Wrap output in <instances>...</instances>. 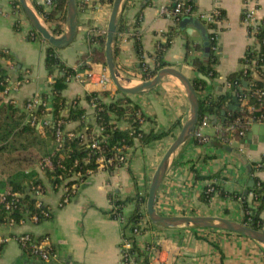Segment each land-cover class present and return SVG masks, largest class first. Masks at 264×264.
Wrapping results in <instances>:
<instances>
[{"label":"crops","instance_id":"1","mask_svg":"<svg viewBox=\"0 0 264 264\" xmlns=\"http://www.w3.org/2000/svg\"><path fill=\"white\" fill-rule=\"evenodd\" d=\"M11 1L0 0V49H6L16 57V68L9 71V75L10 84L18 85L11 88L7 97L22 107L24 101L46 92L52 78L44 67L48 44L39 36L29 39L31 27L25 20L18 31L14 29L16 21ZM173 2L175 0H135L133 4L125 3L120 18L125 31L117 36V44L114 45V62L119 71L138 73L140 62L153 71L158 65L157 54L161 52V60L167 67H174L194 77L195 73L184 63L185 41L190 38L194 44L203 45V39L190 25L186 30L174 27L171 17L161 12L162 7L170 8ZM193 2V16L190 17L201 23L206 34L207 29L199 16L215 8L221 13L215 25L219 32L215 54L217 63L214 65L217 75L214 81L211 80L212 86L206 88L207 94L216 95L225 89L229 74L241 72L244 65L242 60L251 42L241 21L243 0ZM36 3L42 7V0H36ZM88 3L84 10L77 8L74 41L58 50L61 61L67 67L78 70L87 66V69L77 72L79 75L87 70L99 73L105 67L90 61L91 49H101L97 43L88 42V37L99 36L98 33L106 30L111 8L104 0H88ZM258 3L257 16L264 19V0H258ZM40 18L43 20L42 16ZM173 28L179 32L168 41V33ZM194 54L197 55V52ZM19 75L24 77L23 83L17 82ZM130 81L132 85L140 82L136 79ZM99 91L96 87L85 85L81 78H74L67 82L63 96L67 106L79 99V105L87 110L90 117L92 111L83 99L87 93ZM107 91L113 93L115 89L109 86ZM131 98L146 120V125L142 126L145 131L153 129L156 132L167 131L168 134L148 146L129 150L123 167L113 172L98 168L62 208L57 207L61 190L54 192L51 189L44 172L36 169L37 161L31 167L45 182L47 192L42 200L51 208L52 215L36 225L27 223L15 233L47 235L53 245L57 264H120L121 223L108 216L111 208L109 194L115 193L122 199L136 192L146 194L159 161L179 133L189 109L184 89L171 76L162 78L151 91ZM238 109L239 103L229 104L225 115L229 116ZM214 119L215 122L209 120L208 126L202 128L205 132L201 130L202 136L208 139L207 143L201 144L191 138L173 156L157 193L155 210L160 215L211 216L242 223L243 211L238 200L220 194H214L208 203L201 200V193L211 180L195 179L193 171L201 178L219 173L223 179L217 181L218 185L227 194H245L251 177L264 182V169H254V165L260 164L264 156V125L255 131L252 126L243 137L230 136L221 141L217 135L227 125V118L220 114ZM74 127L75 124L67 125V129ZM119 127L124 130L127 124L121 122ZM240 142L243 143L238 144ZM226 147L232 148L231 152L226 151ZM3 179L0 173V180ZM131 210L132 206H128L125 214L128 215ZM260 218L264 229V212ZM6 232L0 228V235ZM138 242L140 246L145 243L154 246L149 254L150 264H163L164 261H167L166 264H264V247L248 238L221 231L163 230L151 226ZM0 264L40 263L23 255L17 244L10 242L0 254Z\"/></svg>","mask_w":264,"mask_h":264},{"label":"trees","instance_id":"2","mask_svg":"<svg viewBox=\"0 0 264 264\" xmlns=\"http://www.w3.org/2000/svg\"><path fill=\"white\" fill-rule=\"evenodd\" d=\"M37 13L42 16L44 22L48 25L53 35L58 36L63 33L66 16V0H54L52 10L45 12L43 8L36 3V0H30ZM142 1V0H139ZM148 2L150 0H147ZM112 3L113 0H108ZM173 2L170 8L173 7ZM186 4L190 5L191 10H194L193 0H186ZM19 5L18 0H12L11 6ZM14 29L19 30V25L14 23ZM124 23L121 19L117 28V35L124 33ZM178 29L173 28L168 33V41L171 36L177 34ZM30 32L38 35L31 28ZM209 47L207 57L202 55L203 45H196L193 40L186 38L184 63L188 65L194 73H199L214 81L216 72L214 65L217 59L211 50L212 43L209 41L210 35L206 34ZM29 37V36H28ZM34 37V38H35ZM259 39L264 37V25L258 29ZM104 35L88 37V42L91 44L97 43L100 46V51L92 48L89 59L92 63H101L104 61ZM30 39V38H29ZM117 41H115V45ZM138 47V46H137ZM264 51V45L261 47ZM197 52V55L194 54ZM162 53L157 54V67L150 71L142 62L139 64V72H142L144 79L152 78L157 70L165 67V63L161 60ZM252 57L250 51L245 52V58ZM245 63V59L242 60ZM16 68L17 61L15 55L6 49H0V157L3 159L5 170L0 173L4 176L0 180V191L9 188L12 192L21 195L20 210H13L12 213L1 212L0 223L3 217H14L16 220L26 218L29 214L40 215V209L35 207V198L33 197V189L40 185L43 192H47L44 180L31 167L36 161L42 158L49 157L53 164L52 170H45L44 177L49 186L54 192L59 190V187L70 186L71 184H82L91 174L98 169L97 160L103 157L105 160H111L106 169L113 172L117 168H121L126 163V159L120 162V156H126L129 150L137 147H145L150 143L163 139L168 132H156L153 129L145 131L135 119V113L138 106L132 100L131 96L120 94L118 91L113 93L110 91L91 92L86 94L84 101L89 108L91 102L96 103L94 114L87 116V110L79 105V99L73 100L70 105H66V99L63 96V91L67 87V82L77 72L87 69V66H82L78 70H73L67 67L60 59L58 50L47 45L44 55V67L49 76L52 78V83L48 84V90L41 93L38 98L41 104L36 105L34 111L28 112L25 105L28 100L24 101L22 107L17 106L7 95H4V89L9 85L11 76L9 75V66ZM16 71V70H15ZM18 72L20 70H17ZM63 73V76L60 74ZM250 80L257 87H264V82L255 81L252 77L242 78L241 72L231 73L226 77L227 86L224 90L219 91L216 95L206 93V84L196 78L193 79V87L197 92L199 99V122L206 118L209 121L210 116L218 117L221 112H227V107L234 100L239 103L241 97L248 98V103L255 108L261 110L264 107L260 106V99L251 96L243 87L244 80ZM24 77L18 76L17 82L23 83ZM91 109V108H90ZM226 116L225 123H230L237 117L245 116L243 109L235 110ZM36 117L38 120L49 119L51 124L42 125V131L37 129L36 125L30 124V119ZM59 127L63 132L60 143L56 142L55 132ZM121 122L127 124L126 129H121ZM75 124L72 129H67V125ZM99 129V133L95 134L93 130ZM93 140L98 141V149L88 148ZM126 158V157H125ZM255 170L264 169V156L258 165H254ZM73 173H79L78 180H72L64 183L67 178H70ZM195 179L211 180L202 193L201 200L208 203L214 194H220L222 197L229 196L238 200L243 211L242 223L247 226H252L255 229L263 230L260 215L264 212V182L255 177H251L252 184L247 188V193L243 194H227L223 188L218 185L217 181L222 180L219 173L201 178L198 173L193 171ZM253 197H252V196ZM249 197H251L249 199ZM111 208L108 211V216L111 219L123 218L121 222V239L133 240V247L129 250L132 260L136 264H149L146 253L140 251L137 245L134 232L143 235L150 225L141 226L145 219V202L146 194L136 192L131 197L121 198L115 193L109 194ZM132 206V210L128 215L125 214V209ZM46 219H40V222ZM195 230V229H192ZM120 246V245H119ZM53 248V245H52ZM140 256H144L143 260Z\"/></svg>","mask_w":264,"mask_h":264},{"label":"built area","instance_id":"3","mask_svg":"<svg viewBox=\"0 0 264 264\" xmlns=\"http://www.w3.org/2000/svg\"><path fill=\"white\" fill-rule=\"evenodd\" d=\"M104 1L108 2V0H104ZM76 2H77V8H79L80 10H84L85 8H87L89 4L88 0H76ZM134 2L135 0H126V3L128 4H133ZM111 5L112 3H109L110 8ZM53 7H54V0H42V8L45 12L52 10ZM11 9H12V14L14 15L16 21L15 23L20 25L23 20L27 21L23 15L20 5L11 6ZM161 12L168 14L171 17L174 27H178L182 18L193 16V11L191 10L190 5L186 4V0H175V3L172 8L162 7ZM258 12H259L258 0H243L241 21L247 31V35L249 39L251 40L246 51L247 52L250 51L252 53V57L246 59L244 56L243 59H245V63L241 68V73L243 78L253 77V74L257 73L259 78L262 79L264 82V51L261 50V47L264 45V37L261 39L257 37L258 29L264 25V19L258 18L257 16ZM220 18H221V13L217 8L212 9L210 12L199 16V19L203 21V25L207 29L208 35H210L209 41L212 43L211 50L214 53V55L217 54L218 43H219V32L215 28V25L220 20ZM98 34L105 35V30H103ZM34 37H35L34 33L30 32L29 38L33 39ZM7 65L9 66V71H12L13 67L10 66L9 63ZM118 72L121 77L127 78L129 80L136 79L140 81L139 83L149 80V79L146 80L144 79L143 77L144 74L142 72L122 73L119 70ZM74 78H81L85 83V85L96 87L101 91L107 90L109 86H112L114 88L112 82L110 81L106 67H104L99 73H94L91 70H87L82 75L76 73L68 81ZM245 81L248 82V85L245 90L248 93H250L251 96H255L258 99H260L261 102L260 106L264 107V87L262 88L257 87L256 84L250 80H245ZM17 85H18L17 83L11 85L9 82V85L4 89L3 94L8 95L11 88L16 87ZM227 85L228 84L225 80V86ZM39 104H41V100L38 97H34L27 101L25 105V109L28 112H32L34 111L35 106ZM96 105H97L96 103L91 102V107H90L92 111L91 115L94 114ZM239 108L245 111V116L237 117L233 119L223 129H221L217 135V138L219 140L221 141L226 140L230 136L231 137L235 136L240 138L243 137L253 125H264V109L259 110L255 108L253 105L249 104L246 95L240 98ZM135 119L138 121V124L141 127L146 125V120L141 115L139 110H137L135 113ZM36 121H37L36 117H32L30 119V124L36 125L37 129H39L40 132L42 131V125L51 124V121L49 119H44L43 121L40 119L38 120V122ZM57 125L58 128L55 132V138H56V142L59 145L63 132L59 128L61 126V123L59 122ZM206 126H208V121L206 118H203L200 122H198L192 137L201 144L207 143L208 140L207 138L203 137L201 134V129ZM93 132L95 134H98L99 129L95 128ZM87 147L90 149H98L99 148L98 141L93 140L91 144H88ZM125 157L127 156L124 157L120 156L118 160L120 162H123L124 159H126ZM97 163L99 164L98 168L106 169L107 165L111 163V160H105L101 156L98 158ZM36 167H37L36 169H38L39 171L44 172L45 170H52L53 164L49 157H45L37 161ZM79 177H80L79 173H73L70 178H67L64 181V183L66 184L69 181L78 180ZM80 185L81 183L71 184L70 186H64V185L60 186L59 189L61 190L62 194H61V198L57 202V207L62 208L63 206H65L70 201L72 196L76 193ZM44 195L45 193L43 192L40 185L36 186L33 189V197L35 198V207L37 209H40V213H39L40 215L29 214L28 217L26 216V218H20L18 220H16L14 217H7V216L2 218L3 222L0 223V228L6 230L7 232L4 235H0V254L3 252L5 247L10 242H15L23 255L33 260H36L40 264H57L56 255L52 248L51 241L47 235L37 236L31 233H19V234L15 233V231L18 228L22 227L27 223L36 225L39 223L40 219L47 220L51 217L52 215L51 208L48 205H46L42 200ZM20 199H21V195L12 192L9 188L0 191V213L3 211L9 214L12 213L13 210H17V209L20 210ZM117 220L120 221L121 223L123 221V218L118 217ZM147 224L150 225V227L152 226L147 220V217H145V219L141 223V226L143 227L146 226ZM134 235L136 237L137 245L140 248V251L147 254L149 261V254L154 249V246L151 243H145L142 246H140L138 242L140 238L139 233L135 231ZM132 247H133L132 239L129 240L121 239V243L119 246L120 264H136L133 262L132 257L129 254V250L132 249ZM143 258L144 256H140L141 260H143ZM166 262L167 261H164L163 264H166Z\"/></svg>","mask_w":264,"mask_h":264},{"label":"water","instance_id":"4","mask_svg":"<svg viewBox=\"0 0 264 264\" xmlns=\"http://www.w3.org/2000/svg\"><path fill=\"white\" fill-rule=\"evenodd\" d=\"M24 17L26 18L30 27L36 32V34L41 37V39L46 42L49 46L62 50L68 47L75 39L77 33V2L76 0H66V16L65 25L63 33L55 36L46 26L44 20H42L35 10L33 4L30 0H18ZM126 0H113L110 10V15L107 21V27L104 35V61L105 67L108 72L110 81L112 82L115 91L127 96H139L145 94L152 89H154L161 81L162 78L166 76H171L175 78L184 88L185 94L188 100L189 109L187 112L186 119L182 124L179 133L168 147L161 160L159 161L148 186L146 192V202H145V215L149 223L163 230H176V229H204V230H215L225 233L235 234L248 238L260 246L264 247V231L253 228L252 226H247L243 223H237L226 218L221 217H211V216H163L157 213L155 210V203L157 198V193L161 186V183L167 173L170 163L175 155L176 151L185 144L188 140L193 137L194 130L199 122V99L197 92L193 87V79L203 81L206 87H211L212 82L206 76L199 73H195L194 77H189L184 74L179 69L174 67H163L155 73V75L146 81H143L132 87H126L121 84L120 81L124 80L131 82L127 78H123L119 75V72L115 66L114 62V45L117 35V28L120 22L122 11L124 9ZM191 26L196 30L201 38L203 39V56L207 57L209 54V47L207 42V36L205 30L203 29L201 23L191 17H184L181 19L178 27L180 30H186L187 26ZM63 76V73L60 74ZM253 79L258 82H263L259 78L257 73L253 74ZM217 86V83H214ZM248 82H244L243 86L247 87ZM236 101L234 100L233 103ZM230 109H233L230 107ZM225 112H221V116H224ZM210 121L215 122L213 116L209 117ZM262 125H253V131ZM240 142L238 144H242ZM226 151L231 152L232 148L226 147ZM252 181L248 183L251 186ZM247 191H245V194Z\"/></svg>","mask_w":264,"mask_h":264},{"label":"bare ground","instance_id":"5","mask_svg":"<svg viewBox=\"0 0 264 264\" xmlns=\"http://www.w3.org/2000/svg\"><path fill=\"white\" fill-rule=\"evenodd\" d=\"M121 82V84L122 85H124V86H126V87H132L133 85L131 84V83H129V82H127V81H124V80H122V81H120ZM181 85V84H180ZM181 87H182V85H181ZM183 88V87H182ZM184 89V88H183ZM185 91V90H184Z\"/></svg>","mask_w":264,"mask_h":264},{"label":"rangeland","instance_id":"6","mask_svg":"<svg viewBox=\"0 0 264 264\" xmlns=\"http://www.w3.org/2000/svg\"><path fill=\"white\" fill-rule=\"evenodd\" d=\"M115 89V88H114ZM121 94V93H120ZM8 96V95H7ZM201 130H203L204 131V129H201ZM205 132V131H204ZM1 170H5V166H3V159H2V157H0V171Z\"/></svg>","mask_w":264,"mask_h":264}]
</instances>
